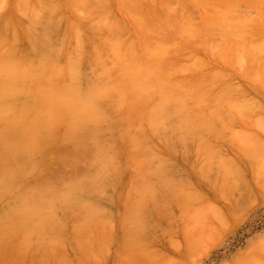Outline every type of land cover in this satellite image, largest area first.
<instances>
[{
    "label": "bare ground",
    "instance_id": "1",
    "mask_svg": "<svg viewBox=\"0 0 264 264\" xmlns=\"http://www.w3.org/2000/svg\"><path fill=\"white\" fill-rule=\"evenodd\" d=\"M69 1L72 9L81 7L86 9L85 3L88 0ZM95 1L102 4H100L102 11L100 10L98 15L95 13L91 15L88 12V16L78 22L70 19L68 23L66 21L67 25L63 26L66 28L57 35L56 43L50 38L54 39L51 34L60 23V20L55 18L57 13L54 14L61 8L58 0H13L9 12L0 14V145L3 141L10 143L8 153L0 156V238L15 242L27 253L31 251L38 254L53 253L55 260L51 264H101L108 259L110 246L114 243L127 255L123 264H165L164 258V260L157 258L155 261L154 251L149 247V242L161 234L157 232L161 227L156 220L161 221L165 218L167 223L171 222L170 203L178 204L182 208L180 222L188 224L190 218L193 221V232L189 231L188 236L190 232L192 234L187 237V250L191 252L201 243L199 228L203 227L206 212L193 208V200L199 197V193L189 194L185 190L188 182L184 179L178 181L179 178L174 176L177 171L170 170L166 165L168 159L180 156L182 163L194 174L206 175L217 150L212 144V137H216L215 132L221 133L224 127H231L237 118L251 114L257 104L253 98H244L246 91L243 88H239L241 91H238L236 86L224 80V74L219 76L213 74V71L209 82L202 80L205 79V74L202 79L199 78L202 74L195 75L197 78L194 79L185 78L182 73L190 69L189 64H179L180 61H176L177 57L173 60L179 61L178 63H164L161 59L165 60V56L157 53L163 50L162 43L161 51L156 47L158 51L154 48L149 49L150 54L144 58L143 53L146 54L147 51L140 54L135 46L136 42H132L131 39L122 40L125 43L120 42L122 39L120 36L119 40H109L108 33L114 25L113 21L115 22L113 17L109 16L111 7L109 9L107 0ZM231 1L228 4L237 6L236 3L242 0ZM255 1L257 0L252 1L253 4ZM161 2L158 3V7L165 4L163 0ZM167 2L166 5H169V0ZM258 2L261 4V1ZM224 3L226 2L223 1L222 5H225ZM219 5L217 9L220 8ZM169 6L159 9L163 12L165 8L169 10ZM232 7L229 6L230 11H226L228 7L224 11L220 8V12L216 9V14L233 12ZM94 8L97 7L94 5ZM138 8L141 9L139 6ZM41 9L49 13L47 19H43L46 20V24L41 22L42 25L38 18ZM20 10H23L24 17L25 13L28 16L23 22L17 21L14 16L15 12ZM165 13L164 11V17L168 14ZM224 14L221 17L225 18ZM231 14L233 13H229L230 17ZM158 15L161 17L159 12L155 16L158 18ZM220 15L217 19L222 21ZM229 16L227 15L228 19ZM213 18L211 20L214 21ZM226 18V22L231 26L232 20L228 22ZM213 21L210 22L211 25ZM221 21L219 23L222 27L227 24ZM244 24L247 26V21ZM227 27L224 26L229 30L228 33L234 30ZM255 28L253 31L250 30L253 33L249 31V35L254 34L256 37L254 31L257 34L261 31ZM114 29L118 34L117 25ZM85 30L89 33V39L83 35ZM260 33L264 35L263 31ZM226 35L227 33L224 36ZM230 36L227 35L226 38ZM260 36L258 37L261 38ZM252 37H245L246 41ZM263 38L262 36V42ZM153 42L149 43L148 47L152 48L154 43H158ZM243 43L241 48L239 46L242 52L246 45L251 49L244 48L245 53L248 52L246 56L258 58L260 53L264 55V42L252 41L253 47L248 41ZM183 48L190 50L187 46ZM185 49L184 52L187 51ZM178 51L179 54L181 51ZM222 51L227 57L225 51ZM165 52L168 53L167 49ZM191 52L188 53L192 56L194 50ZM171 53L168 55L172 56ZM243 53L240 56H243ZM184 54L179 55L185 57ZM233 55L235 58L239 57L238 54ZM226 57L223 59L222 56L221 60L227 61ZM262 57L259 56L260 61H264ZM168 58L167 61L171 59ZM179 58L182 57L178 56L177 59ZM243 58L244 61L241 63L245 62V57ZM252 58V62H257L256 65L253 64L255 68L251 70L250 66L246 71L250 69L251 73L248 72L250 77L255 79L253 82L261 85L260 89H264V62L261 63L258 59L253 61L255 58ZM231 61L236 63L235 59ZM195 65L194 63L193 67ZM243 66L240 68L243 69ZM236 67L238 69L239 66ZM240 68L239 71L242 73ZM85 69H90V72H86ZM243 70L244 73L245 69ZM246 73L245 75L249 76V73ZM206 78H210V75ZM156 89L158 92L155 91L154 94L153 91ZM258 109L263 113L264 103L259 105ZM251 121L246 120L245 123L247 122L249 126ZM251 125L255 127L254 123ZM262 125L261 127H264ZM253 132L242 131L238 135L242 141L241 145L238 143L239 140L237 141V145L240 146L238 158L221 160L219 174L243 176L241 169L236 165L241 158L248 163L255 176H264V144L257 138L258 134H254L257 132ZM66 141L74 143L82 151L84 149V152L86 147L89 150L93 149L91 165L89 168L87 165L86 169L82 166L83 171L78 173L77 169L65 183L62 182L63 179L57 180L59 175L55 177L56 180H49L50 174L49 178L42 177L41 173L48 166L54 146ZM89 143L92 146L90 148L87 146ZM63 149L66 152V148H62L61 152ZM152 149L158 163L151 159L153 154L150 158L149 155L145 156L146 151L150 152ZM192 151L202 156L199 158H206L204 170H199L201 168L199 160L188 158ZM16 156L19 161L24 162H19L18 159L15 163L10 162ZM147 176L157 178L146 182ZM26 180L31 181L22 185ZM128 181L131 189L126 192L125 190L129 189L126 187ZM88 190L92 193L103 192V195L112 190L113 193L106 195L111 197L110 201L115 202L117 213L111 215L109 209L106 211L104 204L102 205L106 209L100 207L101 202L98 203L97 199L95 203L90 202L85 196V193L86 195L90 193ZM97 195V198L103 196ZM81 196L86 197L88 201ZM174 221L173 218L172 222ZM66 238L76 246L73 261L58 250L59 247L65 246L60 245ZM47 256L46 258H50ZM43 257L45 256L42 255ZM44 260V263L41 260L40 264L49 263V261L45 263ZM31 262L30 264H34Z\"/></svg>",
    "mask_w": 264,
    "mask_h": 264
},
{
    "label": "rangeland",
    "instance_id": "2",
    "mask_svg": "<svg viewBox=\"0 0 264 264\" xmlns=\"http://www.w3.org/2000/svg\"><path fill=\"white\" fill-rule=\"evenodd\" d=\"M119 1L118 0H110V1L107 0V2H108L107 4L109 5V9L111 7V10H109V12H110L109 16H111V18L113 17V19L115 20V22H114L113 19H111L115 26L113 25L109 30L110 31L108 33V39L109 40H116V39L119 40V38L120 39L122 38L120 40V42L125 43L122 40L129 41L128 39H131L132 42H134V43L136 42L135 46H137V50L139 51V53L140 52L143 53L144 51L145 52L147 51L146 54L143 53L144 58L148 56L147 54H150V52L153 48L155 51H158L155 49V47L158 49L160 48L159 49L160 51L163 49L162 51H164V52L167 49L168 53L172 52L171 54H173V55L169 56L167 52L162 54L161 53L162 51L161 52L158 51L157 53H159L160 56L161 55H162V57L165 56L164 57L165 60L163 58L161 60L164 61V63L176 62L177 60H179L180 61L179 64H184V65L189 64L188 68H190V69H187L186 73H182V75L185 78L187 77L188 79L189 78L194 79L195 75L198 76L199 74L200 75L202 74L199 77V78H201L205 74L206 77H209V75H210V78H206L204 75L203 77H205V79L204 78L203 79L201 78V79L204 82L205 81L209 82V79L211 80V76H213V74H217L219 76L224 74L225 75L224 80H228V82H230L233 86H236L238 88V91H241V90H239V88L240 89L243 88L246 91V93H245L242 90L245 93L244 98H248V99L253 98L257 104V106H255V108H254L253 112H251V114H247L246 116L237 118L233 122L232 126L231 127L229 126V128L224 127L223 128L224 130L222 129L223 132H221L222 134L221 133L217 134V131L215 132L216 137L215 136L212 137V144H213V146H215L217 148V150L214 152V158L211 160L210 170H209V172L207 171L206 175L197 176L196 174H194V172L190 168H188L187 165H184L182 163V160H181L182 158H180V156L179 157H172V158L168 159L166 165L170 170L177 171L174 176H177L179 178L178 181L184 179L185 181L188 182V185L185 188V190L189 194H192L195 192L199 193V197L196 198L195 200H193V205H194L193 208L195 210L206 211L205 216H204L205 219L203 218V220H204L203 221V227L204 228L203 227L199 228V232L201 233V237H202L201 243L197 247H195L191 252L188 251L187 250V248H188L187 237L189 238V236L193 232V230H192V228H193L192 222L193 221L190 218V221H189L190 223H188V224L186 222L181 223L180 217L182 215V208L180 206H178V204H171L170 203V205H171V216H172L171 222L167 223L165 218H164V220H161V221L156 220L160 224V227H161L159 229V231H157V232H158V234H160V233L161 234L159 236H156L152 242H149V247L154 251L153 253L156 256L155 261H157V258H158V260H161L164 258V259H166L165 260L166 262L164 261L165 264L166 263L167 264H264V176H255V173L253 174L251 167L249 168L248 163L246 161L242 160L241 158L236 165L241 169L243 176H232L233 174H231V175L229 174L230 176H222L218 172L220 169L219 163L221 162V160H229V159L238 158V154H239L238 149L240 146L237 144L239 143L241 145L240 142H242L239 139L238 135L242 131L243 132L244 131L249 132L250 130H251V132L256 131L257 133H254V132L253 133L258 134L259 137H257V138L258 139L260 138L261 139L260 142L262 141L263 142L262 144H264V127H261L262 124H263L262 126H264V121H263L264 115L262 116V114H264V112L260 113L259 112L260 110L258 109L259 105L264 103V89H260L259 87L261 85L254 83L255 79L250 77V73H251L250 69L252 70L253 68H255L254 65H256L257 62H252L251 61L252 57L250 58L249 56H246V55H248V52L245 53L244 48H246L249 45H246V47H244L245 45L243 46L244 48H242V49H243L244 53L240 49L242 44H244L243 42L247 43V41H248L252 45V47H253V43H251L252 41L257 40L261 43L264 42V40H263L264 38L262 39L263 42L261 41V38H262V36L264 37V35H263V33H260L261 31L264 32V30H263L264 29V26H263L264 25V3H263L264 0H259V1H262L261 4L258 2V0L255 1V4H253L254 2H252L254 0H250L251 2H248V0H242V1L238 0L240 3L237 2L236 3L237 6L232 5L234 7L231 6V3L228 4V2H230L231 0H182V1L181 0H169L170 6L166 5V4H168V2H167L168 0H166V1L163 0L165 3L164 5L169 6V10H167L166 8L165 9L162 8L166 13H168V14L165 13L166 17H164L165 16L163 14L164 11L161 12V10H160L161 7H165V6L163 4H162V6L159 4L161 7L157 6L159 2L162 3L161 0H159V2H157L158 0H156L155 2L152 0H135L134 1V2H136L135 4H137L141 9H139L138 6H133V5H135L134 2H132L133 0H130V1L129 0H119ZM223 1L226 2L230 7L234 8L233 12H227L228 14L225 13L226 15L224 13H222L226 17H227V15L229 16V13H233V14H231V17L229 16L230 19H228V17L227 18L225 17L226 19L229 20L228 22H231L230 20H232L231 23H233L232 24L234 26L233 28H232V25L230 26V23L228 24L226 22L227 20H225V18L223 16H222L223 18L221 17V15H222L221 13H220L221 15L219 13L216 14L217 10H218V12L221 11V10H219L220 8H222L223 11L226 10L227 7L228 8L226 11L231 10L229 8V6L226 5V3H224L226 5V7H225V5H222ZM12 2H13V0H8V1L7 0H1L0 1V14L7 13V11L11 9L10 4ZM58 2L61 3V6H60L61 8L58 9L54 13V14L57 13L55 15L56 17L54 16V14H52V16H53V18L54 17L58 18L60 20L59 21L60 23L57 25L58 27L57 26L55 27L56 30H54L51 34L54 37V39L50 38L51 41L53 40L52 42H55V43L57 42V39H56L57 35L62 33L61 31H64V29L66 27L64 28L63 26L67 25L68 21L72 20V21L78 22V20L84 19L86 17V15L88 16V12L91 13V15L94 13L96 15H98L99 14L98 12L102 9L101 8L102 4L99 1L96 2L95 0L86 1V3H85L86 9H84L83 7L77 8V9H72V7H70L71 3L69 0H62V1L58 0ZM88 2H90L91 6ZM91 2L93 3V5ZM98 2H99V5H98ZM256 2H258V3H256ZM1 3H3V4H1ZM154 3L155 4L157 3V4L154 5ZM94 5H95V7H97L96 9L95 8L93 9ZM218 5L220 6L219 9L216 8ZM86 6H88V7H86ZM91 9H92V11H91ZM135 9H137V11ZM138 9H139V11H138ZM61 10L64 13L63 16H62ZM156 10H158V11H156ZM21 12L23 14H21ZM74 12L76 14L80 12L82 15L80 13L76 15ZM84 12H85V14H84ZM157 12L160 13V16L162 18L159 17V15H158V18H157V16H155V15H157ZM40 13H42V14H40ZM40 13H39V15L41 17L38 15L40 24L41 25H42V23L46 24V20H43V19H47V17L49 16V15L47 16V14H49V13L46 12V10H44V9H41ZM144 13H146V14H144ZM134 14L135 15L138 14L136 16L137 18L135 17ZM70 15H71V17H70ZM215 15L217 17H214ZM218 15H220V17H221L220 19H222V21L218 20L219 19ZM14 16H15V19L17 21H20V22L27 20V17H28L26 15V13H25V17H24L23 10H20V12L19 11L15 12ZM159 18H161V19H159ZM212 18L214 19V21L211 20ZM40 19H41V21H40ZM58 19H56V20H58ZM216 19L218 20V23L216 22ZM249 19H251V20L248 23ZM252 19H255L254 20L255 23H253L254 21ZM234 20H235V22H234ZM243 20L245 22H242ZM66 21H67V23H66ZM212 21L214 23L211 25L210 22L212 23ZM219 21H221V23L226 22L228 25L224 24V26L226 25L231 30H233V29L234 30L232 32L230 31L231 33H228L227 32L228 29L224 28V26L222 27L221 26L222 24H220ZM246 21H247V24L249 26L248 25L245 26L246 24H244V23H246ZM207 22H209V24H205ZM251 22H252V25L254 24L253 25L254 28L256 26V28H258V30H261L260 32H258V34L261 35L260 36L261 38L258 37L259 35L255 31H254V33H255L256 37L253 36L254 34L249 35L251 32L250 30H252V25L250 26ZM56 23H58V22H56ZM59 25H61V26H59ZM116 25H117V29L119 30L118 34L116 32L117 30L114 29V27H116ZM139 26H142L144 29L139 27ZM185 26L187 28H185ZM61 27H62V30H61ZM203 27L206 28V30ZM208 27H210V28L208 29ZM235 27H237V28H235ZM254 28H253V30H254ZM223 29H225L226 31ZM112 30H114V32ZM58 31H60V32H58ZM224 32H226L227 35H229V36L231 34V36L226 38L227 35L224 36L226 34ZM115 33H116V35H115ZM247 33H248V35H247ZM251 33H253V32H251ZM241 34H243L245 36L242 37ZM83 35H84V37H86V39H89V33L87 30H85ZM249 36H251V37L253 36L252 39L255 37L254 38L255 40L248 38L250 41L249 40L246 41L247 38H245V37H249ZM133 40H135V41H133ZM137 40H139V41H137ZM160 40H161V42H159ZM153 41L154 42L156 41L158 43H154ZM201 41H202V43H201ZM151 42L154 43L153 44L154 47H152V48L148 47V45L152 44ZM163 42H164V44H163ZM161 43H162V49H161V45H160ZM156 44H158L160 47L158 45L156 46ZM185 46L189 47L190 50L183 48V49L187 50L184 52L182 47H185ZM196 46H198L197 50L195 49ZM239 46H240V48H239ZM180 48H181V50H180ZM238 48L240 50H238ZM247 48H249L248 50H251L250 47H247ZM149 49H151V50H149ZM177 50L185 53L184 54L185 57L179 55V54H183V53L180 52L178 54ZM191 50H194L192 56H191V54L188 53L189 51H190V53H192ZM222 50L225 51V53L227 54V57L223 53ZM246 51H247V49H246ZM186 53H188V54L186 55ZM197 53H198V55H197ZM222 53H223V55H222L223 59L226 57L228 63H226L227 61L221 60L222 56H220V55ZM242 53L244 55L240 56V54L242 55ZM233 54H238L240 59H242V60H240L239 57L236 55L235 56L238 58H235ZM249 55H250V53H249ZM260 55L262 57L263 54L260 53ZM178 56L182 57L183 59L182 58L177 59ZM230 56H232L231 57L232 59L230 58ZM259 56H258V58H255V56H254L253 58H255V60L252 58L253 61H257V59H258V61H260ZM168 57L171 58L169 61H167ZM193 57H194V59H193ZM197 57H198V59L202 58V60H204L205 62L202 60L199 61L197 59ZM243 57H245V62L247 61L244 66H243V64L245 62L241 63V61L242 62L244 61ZM248 57H249L250 61H249ZM263 57H264V55H263ZM175 58H176V61L173 60ZM234 59H235L236 63H234V62L232 63L231 60L234 61ZM196 61H198V62H196ZM178 62H176V63H178ZM229 62H231V63H229ZM251 62H252V64H251ZM260 62L263 63L264 61L261 60ZM194 63L197 65V66L196 65L194 66L196 68L193 67ZM202 63L204 65V67H203ZM247 63H248V65H247ZM190 64H192V65H190ZM198 64H199V66H198ZM258 64H260V63L258 62ZM235 65L239 66L238 69ZM240 66L244 67L243 68V69H245L244 73H243L244 70L241 69ZM250 66L252 68H250L248 70L250 72L249 73L248 71H246V68L247 67L249 68ZM199 67H202V68L199 69ZM239 68L242 70V73L239 71ZM85 71L90 72V69H85ZM213 71H214V73H213ZM208 72H210L211 74ZM206 73H208V74H206ZM245 73L246 74L249 73V76L245 75ZM195 78H197V77H195ZM253 80H254V82H253ZM155 91L158 92V90L156 89L153 91L154 94H155ZM246 120L248 122L252 120L250 123L251 124L254 123L255 127H253V125H251V124L248 126L247 125L248 123L247 122H246L247 124L245 123ZM259 123H260V125H258ZM247 129H248V131H247ZM253 129H255V130H253ZM211 134L215 135L214 133H211ZM217 135H219V136H217ZM237 141H238V143H237ZM66 142H61V144L59 142V144L54 146V148H55L54 151L56 150L55 151L56 153L52 150V152L50 154V158H49L50 161L48 162V166L43 170V173H41V175L42 174L44 175V176L42 175V177L49 178L51 175V178L49 180H51V179L56 180L55 177H57L59 175L57 177L58 178L57 180L60 181L63 179L62 182L65 183L69 180V177L72 174H75L76 172L78 173V172L83 171V167H84V169H86L87 167L89 168V166L91 165V162H92L90 160H93V153H92L93 149L89 150L86 147V151L84 152V149L82 151V149L80 147H77V145H74V143H72V142L70 143L68 141H66ZM62 143H64V144L62 145ZM2 146L4 149L5 148L6 149L4 150L2 148ZM87 146H89L88 148L92 147L90 145V143L87 144ZM236 147H238V148H236ZM0 148H2V149H0V153H2V154H0V156L3 154L5 155L6 153H8V151L10 149V143L8 141H3V142H1ZM62 148H66V152H65V149H63V151H62L63 153H62L61 152ZM79 149L81 150V152ZM58 150H60V152H57ZM87 152H88V154H87ZM146 152H147V154L145 155L146 157H148V155H149V158H150V156L153 154L151 156L152 157L151 159L158 163L157 158H155V156H154V150L153 149L150 152H148V151H146ZM57 153H59V155ZM89 153H90V155H89ZM76 157H78V158L80 157V158L78 159ZM199 157H202V156L198 155V153L195 151L190 152L189 156H188V158L190 160H199L198 164H200V166H201V168H199V170L202 171L205 169L206 158L201 159ZM118 158L122 159L121 157H118ZM16 159H18V156H16V158L13 159L14 162H13V160L10 162L15 163ZM20 159L23 160V158H20ZM18 161H19V159H18ZM21 162H24V160ZM79 165H80V167H78ZM77 169H79L80 171L79 170L76 171ZM50 171H52V172H50ZM72 171L74 173H72ZM52 173H55V174H52ZM62 173H65V174H62ZM46 174H48V175L45 176ZM63 175H64V177H63ZM124 177H127V176H124ZM156 178H157V176H152L151 178L147 176V180L146 179L145 180H146V182L147 181L150 182V180L153 181ZM28 181H31V180H28ZM28 181L27 180L24 181L22 183V185H25ZM142 181H144V179ZM176 181H177V179H176ZM253 184L255 185V187ZM128 185H129V181H128V184L126 186V187H129V189L127 188L125 190L126 192L131 189L130 188L131 186H128ZM140 185H142V184L140 183ZM62 186H64V185H62ZM88 191L90 193H92L90 190H88ZM90 193L89 194L87 193V195L85 193V196L89 198L90 202L94 201V203H95L99 200L98 203L101 202V205L104 204V207H106L107 209L104 208L103 205L101 206L100 204L97 203L98 205H100L101 208L103 207V209H106V211L110 210V214L112 213L113 215H115V213H117V207H116L115 202L113 200L110 201L111 197L109 195H110V193H113L112 190H109V192L106 193V194L109 193L108 196L105 193L104 194L106 196L103 195V192H99V191L96 192L99 195H97L94 192L91 194L93 197L94 196L96 197V195L98 197L100 195H103V196H100L102 198L99 197L100 199L97 197L96 198L94 197L95 199L91 198L92 196L90 195ZM100 193H102V194H100ZM93 194H96V195H93ZM82 196H84V194ZM86 197H82V198H86ZM96 199H97V201H95ZM87 201H88V199H87ZM63 214H64V212H63ZM173 218L175 219L176 222L175 221L172 222ZM191 225H192V227H191ZM189 231H192V232H190L191 234L188 236ZM66 240L68 242L70 241V239H68V238H66ZM66 240L64 243H61V245H60V246H62V244H63L65 246L61 247L62 249L59 247L58 250L60 252H63V254L66 256V258L68 257V259L72 260L76 255V250H75L76 246H74V244H72L71 241L68 244V242ZM125 254L122 253L117 248L116 243L111 244L110 251H109V257L106 261H104L101 264H123L124 261L126 262V259H127V257H126L127 255H125ZM42 255L45 257L42 258ZM52 255H53V253H50V252L38 254V253L31 251V252L27 253L21 247H19V245L16 244L15 242L14 243L8 242V241L0 238V264H28V263L30 264L31 261L34 264H40V261L42 260L41 262H43L44 258L47 259L46 261L44 260L45 263H48L47 261H49L48 264H51V262H53L55 260L54 255H53V257H52ZM46 256L50 257V258H46ZM130 256L128 255V257H130ZM131 258H136V257L131 256Z\"/></svg>",
    "mask_w": 264,
    "mask_h": 264
},
{
    "label": "crops",
    "instance_id": "3",
    "mask_svg": "<svg viewBox=\"0 0 264 264\" xmlns=\"http://www.w3.org/2000/svg\"><path fill=\"white\" fill-rule=\"evenodd\" d=\"M262 2V1H261ZM258 3V2H257ZM264 3V2H263Z\"/></svg>",
    "mask_w": 264,
    "mask_h": 264
}]
</instances>
